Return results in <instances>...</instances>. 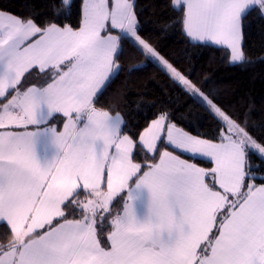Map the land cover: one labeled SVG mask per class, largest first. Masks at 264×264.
I'll return each mask as SVG.
<instances>
[{"label": "snow or ice", "instance_id": "1", "mask_svg": "<svg viewBox=\"0 0 264 264\" xmlns=\"http://www.w3.org/2000/svg\"><path fill=\"white\" fill-rule=\"evenodd\" d=\"M170 4L187 37L226 45L233 62L244 59L245 14L264 16V0ZM74 7L46 0L47 20L35 8L0 11V227L11 235L0 264H264V184L249 182L264 170V137L252 135L250 112L205 93L143 39L134 0H81L80 26L61 24ZM116 29L200 98L216 123L211 137L161 113L137 139L123 134L119 112L95 106L122 71ZM37 68L43 83L27 86ZM57 113L63 131L51 126ZM143 149L152 163L134 162Z\"/></svg>", "mask_w": 264, "mask_h": 264}, {"label": "trees", "instance_id": "2", "mask_svg": "<svg viewBox=\"0 0 264 264\" xmlns=\"http://www.w3.org/2000/svg\"><path fill=\"white\" fill-rule=\"evenodd\" d=\"M46 0H0V11L13 15H26L35 8L41 19L50 17L45 11ZM71 14L61 16L63 25L78 28L81 23V0H73ZM138 33L149 41L170 62L189 78L198 82L202 90L212 92L230 109L249 113V125L254 137H264V16L255 11L247 12L242 22V51L244 59L229 60L226 47L191 41L177 23L181 13L174 11L170 0H134ZM133 40L121 36L122 55L118 61L122 71H114L109 86L96 98L100 109L117 112L124 118L123 132H140L151 120L167 113L170 122L193 135L209 138L216 130V123L201 101L190 92L173 83L170 74L155 60L138 54L132 47ZM28 83L34 73L28 76ZM62 120L56 116L53 119ZM221 129V133H223ZM153 155V154H152ZM152 155L144 150L134 153L138 163H152ZM158 158V155L156 159ZM252 160L259 163L253 155ZM205 167L207 162L196 161ZM255 183L264 182V170L254 172ZM83 198V197H82ZM114 199L112 212L120 209L123 201ZM110 219V218H109ZM6 229L0 227V242L11 239Z\"/></svg>", "mask_w": 264, "mask_h": 264}, {"label": "crops", "instance_id": "3", "mask_svg": "<svg viewBox=\"0 0 264 264\" xmlns=\"http://www.w3.org/2000/svg\"><path fill=\"white\" fill-rule=\"evenodd\" d=\"M4 12V11H3ZM5 13H8V12H5ZM113 35H120V36H127V37H129L130 39H132L127 33H122L119 29H116V30H114L113 31V33H112ZM139 34V33H138ZM191 41H193V42H200V43H208V44H212V45H216V46H223V47H226L227 49H228V51H229V60L231 61V62H233L232 60H231V49L230 48H228L226 45H218V44H215L214 42H212V41H200V40H192L190 37H188ZM241 47H242V39H241ZM238 62V61H237ZM32 72L34 73V78H33V80L31 81V82H29L28 84H27V86H32V85H38V84H41V83H43V78H42V74H40L39 73V70H38V68L37 69H34V70H32ZM114 73V72H113ZM113 75V74H112ZM97 107V106H96ZM98 108V107H97ZM98 109H100V108H98ZM111 115H115V114H112V113H110ZM56 116H59V117H61L62 118V120L60 121V122H58V120H59V118L58 119H53L52 121H50V123H51V126H53V127H56L59 131H63L64 130V123H66L67 121H66V118L65 117H63V115L61 114V113H57V114H55V116L54 117H56ZM158 117H156V118H154L153 120H155V119H157ZM153 120H151L150 122H149V124L140 132V134H142L143 132H144V130L152 123V121ZM172 123V122H171ZM172 124H174V123H172ZM83 126V124H81L80 125V127H82ZM176 127L177 128H179V129H182V128H180L179 126H177L176 125ZM34 128V126H29V129L30 130H32ZM22 130V129H21ZM183 130V129H182ZM183 131H185V130H183ZM185 132H187V131H185ZM123 134H127V133H125V132H123ZM139 134V135H140ZM190 134V133H189ZM191 135H193V134H191ZM165 143H167V141H166V135H165ZM145 152H147L149 155H152L153 153H151V152H148L146 149H143ZM169 150H171V149H169ZM174 154H176V155H180V157L182 158V159H188V154L187 153H180L179 151H176V152H174ZM159 161V156H158V158L156 159V162H158ZM134 162H136L135 160H134ZM190 162H193V161H190ZM196 162V161H195ZM138 163V162H137ZM197 163V162H196ZM198 164V163H197ZM198 166H200V167H205V166H203V165H201V164H198ZM250 183H254V184H256L257 186H260L261 184H264V182L263 183H255V181L252 179V180H250L249 181ZM134 186V185H133ZM116 198V197H115ZM114 198V199H115ZM83 199V198H82ZM125 199H126V196H125ZM121 207H122V205H121ZM121 207H120V209H121ZM119 209V210H120ZM119 210H117V212L119 211ZM116 212H114V214H115ZM113 214V215H114ZM110 219H111V217H110Z\"/></svg>", "mask_w": 264, "mask_h": 264}, {"label": "rangeland", "instance_id": "4", "mask_svg": "<svg viewBox=\"0 0 264 264\" xmlns=\"http://www.w3.org/2000/svg\"><path fill=\"white\" fill-rule=\"evenodd\" d=\"M142 37V36H141ZM143 38V37H142ZM144 39V38H143ZM161 56H163L165 59H167L164 55H162L160 53ZM154 60V59H153ZM168 60V59H167ZM169 61V60H168ZM158 64H160L158 61H156ZM170 62V61H169ZM162 67H164L162 64H160ZM198 100H200V98L198 96H195ZM201 101V100H200ZM114 202V201H113Z\"/></svg>", "mask_w": 264, "mask_h": 264}]
</instances>
